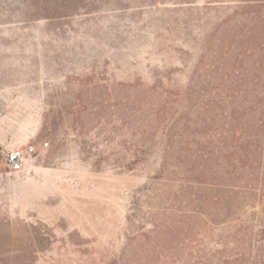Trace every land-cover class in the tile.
I'll use <instances>...</instances> for the list:
<instances>
[{
    "label": "rangeland",
    "instance_id": "obj_1",
    "mask_svg": "<svg viewBox=\"0 0 264 264\" xmlns=\"http://www.w3.org/2000/svg\"><path fill=\"white\" fill-rule=\"evenodd\" d=\"M240 227L255 255L264 0H0V264H203Z\"/></svg>",
    "mask_w": 264,
    "mask_h": 264
},
{
    "label": "trees",
    "instance_id": "obj_2",
    "mask_svg": "<svg viewBox=\"0 0 264 264\" xmlns=\"http://www.w3.org/2000/svg\"><path fill=\"white\" fill-rule=\"evenodd\" d=\"M135 150V149H134ZM141 150H135L132 160H126L121 162L116 159L114 162L115 167H121V169H130L132 166L139 161L136 155L139 154ZM174 229H166L163 223L154 224V229L150 230V234L144 235L145 239L150 241V244L157 246L160 238L166 239L169 233H172ZM175 234H177L175 232ZM258 239L254 246L255 255H251V252H247V246H242V227L236 229L231 235V242L229 240H219L217 247L211 250L209 257L203 258V256H198L203 261V264H264V228H261L257 233ZM251 256V257H250ZM251 258V262L248 259ZM122 264H128L127 262H122Z\"/></svg>",
    "mask_w": 264,
    "mask_h": 264
},
{
    "label": "built area",
    "instance_id": "obj_3",
    "mask_svg": "<svg viewBox=\"0 0 264 264\" xmlns=\"http://www.w3.org/2000/svg\"><path fill=\"white\" fill-rule=\"evenodd\" d=\"M27 161V154L21 148L11 149L5 154V162L13 170H20Z\"/></svg>",
    "mask_w": 264,
    "mask_h": 264
}]
</instances>
